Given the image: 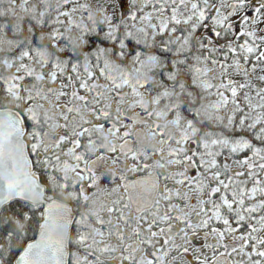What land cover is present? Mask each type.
Masks as SVG:
<instances>
[{
  "label": "snow or ice",
  "instance_id": "obj_1",
  "mask_svg": "<svg viewBox=\"0 0 264 264\" xmlns=\"http://www.w3.org/2000/svg\"><path fill=\"white\" fill-rule=\"evenodd\" d=\"M0 264H264V0H0Z\"/></svg>",
  "mask_w": 264,
  "mask_h": 264
},
{
  "label": "trees",
  "instance_id": "obj_2",
  "mask_svg": "<svg viewBox=\"0 0 264 264\" xmlns=\"http://www.w3.org/2000/svg\"><path fill=\"white\" fill-rule=\"evenodd\" d=\"M73 230H74V227H73Z\"/></svg>",
  "mask_w": 264,
  "mask_h": 264
}]
</instances>
